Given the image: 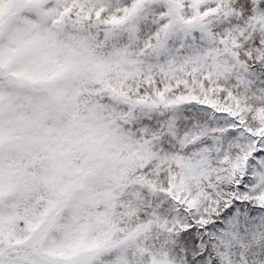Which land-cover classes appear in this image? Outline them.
Segmentation results:
<instances>
[{
	"label": "snow or ice",
	"instance_id": "1",
	"mask_svg": "<svg viewBox=\"0 0 264 264\" xmlns=\"http://www.w3.org/2000/svg\"><path fill=\"white\" fill-rule=\"evenodd\" d=\"M0 264H264V0H0Z\"/></svg>",
	"mask_w": 264,
	"mask_h": 264
}]
</instances>
